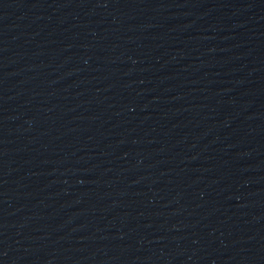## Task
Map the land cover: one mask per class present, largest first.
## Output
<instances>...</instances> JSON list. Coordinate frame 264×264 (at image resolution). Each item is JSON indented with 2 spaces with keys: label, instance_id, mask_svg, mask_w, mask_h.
I'll list each match as a JSON object with an SVG mask.
<instances>
[{
  "label": "water",
  "instance_id": "obj_1",
  "mask_svg": "<svg viewBox=\"0 0 264 264\" xmlns=\"http://www.w3.org/2000/svg\"><path fill=\"white\" fill-rule=\"evenodd\" d=\"M0 264H264V0H0Z\"/></svg>",
  "mask_w": 264,
  "mask_h": 264
}]
</instances>
